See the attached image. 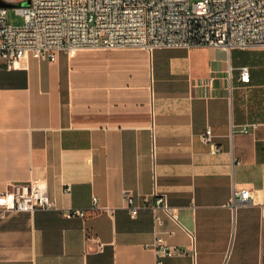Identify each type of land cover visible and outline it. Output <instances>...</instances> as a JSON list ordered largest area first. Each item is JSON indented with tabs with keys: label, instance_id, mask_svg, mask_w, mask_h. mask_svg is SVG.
<instances>
[{
	"label": "crops",
	"instance_id": "crops-1",
	"mask_svg": "<svg viewBox=\"0 0 264 264\" xmlns=\"http://www.w3.org/2000/svg\"><path fill=\"white\" fill-rule=\"evenodd\" d=\"M34 178L54 207L0 219V264H155L156 237L178 249L163 264H260L264 48L82 49L1 66L0 191Z\"/></svg>",
	"mask_w": 264,
	"mask_h": 264
},
{
	"label": "built area",
	"instance_id": "built-area-1",
	"mask_svg": "<svg viewBox=\"0 0 264 264\" xmlns=\"http://www.w3.org/2000/svg\"><path fill=\"white\" fill-rule=\"evenodd\" d=\"M13 4L16 0H2ZM15 7L21 25L8 23L7 7L0 6V67L15 68L22 59L31 56L38 61L54 62L57 53L68 54L82 49H125L217 47L227 52L264 48V0H27ZM237 79L249 83V69H237ZM210 81V80H209ZM256 124L234 128L248 133ZM200 140L212 152L217 147L210 128ZM70 190L69 186L65 191ZM235 203L246 205L252 194L235 189ZM135 217L137 207L127 191L122 195ZM152 206H160L175 219L164 195H155ZM91 211L99 210L92 198ZM234 204V203H233ZM54 207L47 194L46 183L34 178L9 183L0 191V219L10 212H34ZM86 210L68 211V216L84 218ZM260 264H264V203L261 206ZM155 264L178 251L161 237L153 245Z\"/></svg>",
	"mask_w": 264,
	"mask_h": 264
},
{
	"label": "rangeland",
	"instance_id": "rangeland-1",
	"mask_svg": "<svg viewBox=\"0 0 264 264\" xmlns=\"http://www.w3.org/2000/svg\"><path fill=\"white\" fill-rule=\"evenodd\" d=\"M16 1L17 2L11 4L7 8V19H8V23H10V24H12L14 26L21 25V23H22L21 17L15 11V7L22 6L23 4L26 3V1H24V0H20V1L19 0H16ZM235 51H240V50H235Z\"/></svg>",
	"mask_w": 264,
	"mask_h": 264
},
{
	"label": "water",
	"instance_id": "water-1",
	"mask_svg": "<svg viewBox=\"0 0 264 264\" xmlns=\"http://www.w3.org/2000/svg\"><path fill=\"white\" fill-rule=\"evenodd\" d=\"M28 4V1L26 0V3L25 4H23L22 6H25V5H27ZM11 4H7V3H5V2H3L2 0H0V6H2V7H9Z\"/></svg>",
	"mask_w": 264,
	"mask_h": 264
}]
</instances>
